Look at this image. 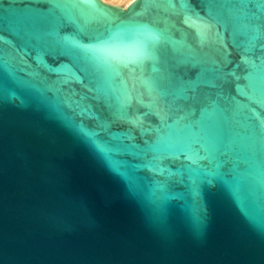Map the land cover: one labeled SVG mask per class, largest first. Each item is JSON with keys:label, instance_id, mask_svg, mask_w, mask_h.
<instances>
[{"label": "water", "instance_id": "water-1", "mask_svg": "<svg viewBox=\"0 0 264 264\" xmlns=\"http://www.w3.org/2000/svg\"><path fill=\"white\" fill-rule=\"evenodd\" d=\"M59 2L0 0V264H264V79H245L264 63V6ZM122 21L163 34L155 60L107 69L78 46ZM213 59L240 77L220 98L235 168L212 185L177 184L168 169L191 161L160 151L144 80L172 71L178 93L193 81L215 97Z\"/></svg>", "mask_w": 264, "mask_h": 264}, {"label": "snow or ice", "instance_id": "snow-or-ice-1", "mask_svg": "<svg viewBox=\"0 0 264 264\" xmlns=\"http://www.w3.org/2000/svg\"><path fill=\"white\" fill-rule=\"evenodd\" d=\"M88 2L96 7L93 0ZM171 2V0H169ZM210 6L224 7L232 0H208ZM240 3L247 4L250 0H239ZM55 7L66 6L59 0H50ZM257 3L264 6V0H257ZM175 6V5H172ZM101 11H103L101 9ZM205 28L212 29L215 26V18L212 16L202 18ZM124 27L117 26V31L113 32L104 40H98L94 44H79L78 46L91 53L90 59L104 65L107 69H113L119 65L125 67L129 65H143L147 60H155L156 45L162 39L163 34L154 33L150 26L138 24L136 22H121ZM254 31H259V25H253ZM130 33L132 39H124L121 33ZM73 43H77L73 41ZM194 54L190 50L189 55ZM202 62V61H198ZM214 67L210 68L212 75L205 81L212 88L218 89L213 97L208 91L199 89L196 82L186 81L189 88L181 89L178 93L173 85L176 79H179L172 71H167L165 75L157 78H145L149 92L153 95L152 107L155 114L159 117V123L154 126L153 131L159 137L161 142L160 151L169 156L191 161L190 164L180 163L179 174L168 169L170 180L177 184H183L186 180H191L194 185L197 182L212 185L216 177L220 175V169L225 166L235 168V164L230 156V148L225 142L224 126L229 117L227 110L220 107V98L227 99L224 95V83L229 77H240L236 73V66L225 71V64L218 60H211ZM251 70L245 73V79H251L258 74L264 79V63L257 65L252 62ZM132 68L131 71H135ZM240 87V85H237ZM190 89V90H189ZM123 106V102L122 105ZM134 124L137 121H132ZM143 132L144 129L142 128ZM255 133L253 136L255 138ZM133 139V137H129ZM145 143H149L145 141ZM147 155V153H145ZM167 157L153 156L150 160L163 161ZM208 160L212 163V168L207 165H201L200 161ZM151 171H165L168 166L163 167L160 164L151 163L145 165ZM197 166V167H194ZM186 170L188 175H184ZM163 187V184H161Z\"/></svg>", "mask_w": 264, "mask_h": 264}, {"label": "bare ground", "instance_id": "bare-ground-1", "mask_svg": "<svg viewBox=\"0 0 264 264\" xmlns=\"http://www.w3.org/2000/svg\"><path fill=\"white\" fill-rule=\"evenodd\" d=\"M107 3L111 2H116V3H120L123 4L124 7H127L128 5H130L134 0H103Z\"/></svg>", "mask_w": 264, "mask_h": 264}, {"label": "rangeland", "instance_id": "rangeland-1", "mask_svg": "<svg viewBox=\"0 0 264 264\" xmlns=\"http://www.w3.org/2000/svg\"><path fill=\"white\" fill-rule=\"evenodd\" d=\"M110 4H114V5H118V6H123V4L116 3V2H111V1H110ZM123 7H124V6H123Z\"/></svg>", "mask_w": 264, "mask_h": 264}]
</instances>
